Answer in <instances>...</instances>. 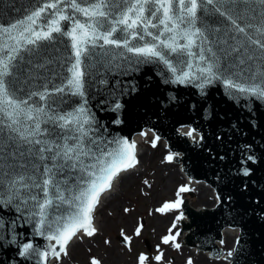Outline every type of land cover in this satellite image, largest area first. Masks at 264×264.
<instances>
[{"label":"water","instance_id":"water-1","mask_svg":"<svg viewBox=\"0 0 264 264\" xmlns=\"http://www.w3.org/2000/svg\"><path fill=\"white\" fill-rule=\"evenodd\" d=\"M44 2L0 0V23L7 26L22 19L32 7ZM78 2L85 6L86 0ZM61 7L65 8L66 14L86 22L85 17L74 13L66 4ZM239 9L242 18L237 22L241 26L249 23L259 26L264 21V4L259 0H249L247 4L239 5ZM48 12L51 15L52 10ZM198 15V26L210 29L219 26L222 29L214 35L223 36L225 26H231L214 10H201ZM61 24L65 30L70 31L72 28V21H63ZM151 31L158 32L157 29ZM248 31L254 39L264 42V36L254 29ZM122 35L118 34L121 38ZM53 36L52 41L40 42L31 54L21 53L25 57L24 61H17V67L12 70L14 76L7 78L17 96L26 98L31 91H43L45 84L51 91L65 82L72 40L62 34L54 33ZM145 40L155 43L151 37H145ZM132 43L139 46L143 41L134 40ZM231 43L235 44V41ZM248 48L256 58L240 65L238 59L228 56L221 69L224 77L246 85L264 84V75H261L264 73V53L255 45L248 44ZM193 51L198 52V49ZM168 59L177 66L178 72L189 70L186 64L179 63L180 60L187 61V56L171 54ZM84 70V96L57 93L48 99V106L64 112L83 105L93 120L90 126H85L90 128L89 136L98 139L102 146L115 140H127L131 144L135 134L147 129L166 140L170 151L182 155L179 158L181 171L183 167L191 179L211 185L219 199L214 209L196 212L185 207L188 221L182 224L180 231L188 228L190 232L181 244L196 246L197 243L200 250L218 257L221 252L215 241L221 239L222 229L233 227L240 233L230 258L231 264H264V98L228 89L222 79L205 84L203 89L197 86L201 80L173 83V73L164 63L154 59L144 60L123 48L110 45L93 49L91 56L85 59ZM191 71L199 75L195 67ZM253 73L256 74L255 79L252 78ZM33 101L37 105L45 104L39 97H33ZM49 127L52 126L42 125V128ZM181 127H189L192 132H196L198 140L189 141L180 133ZM56 131L61 130L57 128ZM9 135L6 129H0V169L9 173V176L0 179V264H42L36 253L46 250L50 243H55L36 232L39 217L32 213L38 209L30 197L38 195L42 200V190L21 187L19 194L10 202L4 201L10 195V179L17 175L27 177L33 174L39 179L43 164L50 165L52 162H42L32 157L35 164L40 166L37 172L33 164L29 163V155H20L23 149L18 148ZM108 146L115 147V144ZM173 160L177 161L175 158ZM21 164L24 166L21 167ZM65 176L78 178L79 173L66 172L64 176L58 173L57 179L63 180ZM25 182L32 183L27 179ZM73 184L74 180L68 179L64 187L70 188ZM68 194L65 193L66 196ZM66 208V205L63 206L61 211ZM57 214L55 207L50 208L49 220ZM24 244H32L33 249L22 256L20 252ZM52 258H47V264Z\"/></svg>","mask_w":264,"mask_h":264},{"label":"snow or ice","instance_id":"snow-or-ice-1","mask_svg":"<svg viewBox=\"0 0 264 264\" xmlns=\"http://www.w3.org/2000/svg\"><path fill=\"white\" fill-rule=\"evenodd\" d=\"M248 2L249 0H120L117 3V0H86L85 6H82L78 0H45L44 3L32 7L22 19L7 26L0 23V129H6L10 133L9 139L23 149L20 155H29V163L33 164L37 172L40 171V166L35 164L32 157L42 162H52L50 165L43 164L39 179L35 174L27 177L17 175L10 179V195L4 201L10 202L19 194L21 187L42 190V200L38 195L30 197L38 209L32 213L39 217L36 232L44 235L46 240L55 242L50 243L46 250L36 253L42 264H47L50 256L59 260L61 254L67 255V245L78 233L82 232L86 236L96 233L93 212L101 195L113 187L114 180L121 172L132 168L136 163L135 143L115 140L108 142L115 144V147H109L108 144L102 146L98 139L89 136L90 128L85 126H90L93 120L83 105L72 111L58 112L48 106V99L57 93L83 97L85 59L91 56L93 49H103L109 45L123 48L144 60L154 59L164 63L173 73V83L184 84L201 80L197 86L203 89L205 84L222 79L228 89L264 98V84L239 83L232 78H225L221 70L228 56H234L240 65L246 60L256 58L249 51L248 44L255 45L264 53V42L254 39L248 31L254 29L260 36H264V21L259 26L251 23L241 26L237 22L242 18L239 5ZM259 2L264 4V0ZM65 4L74 13L85 17L86 22L66 14L65 8L61 7ZM226 5L230 7H225ZM48 10H52L51 15ZM201 10H214L230 22L231 26H225L223 36L214 35L222 31L219 26L210 29L197 25ZM63 21H72L70 31L63 29ZM151 29H157L158 32L154 33ZM54 33L66 35L72 40V53L67 59L68 66L65 70L68 76L65 77V82L51 91L45 84L43 91H31L26 98L17 96L7 78L14 76L12 70L17 67L16 62L24 61L25 57L21 53L31 54L40 42L52 41ZM118 34H123L122 38ZM145 37H151V41L155 43L145 40ZM134 40L143 43L139 46L133 45ZM181 40L184 42L180 43ZM100 41L103 43H98ZM193 49H198V52ZM104 54L107 55V52ZM171 54L187 56V61L180 60L179 63L186 64L189 70L178 72L177 66L168 59ZM193 67L199 75L191 71ZM255 75L253 73V79ZM33 97H39L45 104L37 105ZM116 107L119 108L120 105L117 104ZM45 124L52 127L42 128ZM57 128L61 131L57 132ZM187 134L191 136L192 131ZM155 146L153 141V147ZM167 159L171 161L172 156ZM8 166L11 167V164ZM66 172L79 173V177L65 176L63 180L57 179L58 173L64 176ZM247 174L246 170L245 175ZM7 176L9 173L0 169V179ZM26 179L32 183H26ZM68 179L74 180L70 188L64 187ZM186 191V187H181L177 192V200L165 203L157 211L177 208L181 204L180 193ZM66 192L69 193L67 196ZM65 205L66 210L61 211ZM53 207L59 214L49 220V209ZM171 231L169 229L170 234L162 238V243L167 245L172 242L174 247L179 248L180 245L175 243L179 233L172 235ZM139 234L140 228H137L136 235ZM124 239L130 241L127 236ZM32 249V244H24L20 255H27ZM162 259V252L154 257L156 264H160ZM146 262L151 264L150 258L143 253L139 254L138 264ZM91 264H99V261L92 259ZM188 264H192L191 260Z\"/></svg>","mask_w":264,"mask_h":264},{"label":"rangeland","instance_id":"rangeland-1","mask_svg":"<svg viewBox=\"0 0 264 264\" xmlns=\"http://www.w3.org/2000/svg\"><path fill=\"white\" fill-rule=\"evenodd\" d=\"M155 145L153 147L151 137L141 143L145 153L140 159L143 166L140 165L137 172L130 174L126 183L124 181L118 185L116 194L110 197L112 199L106 208L98 210L96 233L93 236L82 234L75 245L68 248L67 255L55 259L54 264H91L92 259L99 261V264H138L141 253L150 258L151 264H156L154 257L160 252L163 253L160 264H188L189 260L192 264H230L226 256L233 254L238 230L231 229L236 231L229 239L233 244L229 240L228 243L222 240L224 255L216 259L196 246L181 244L184 239L182 232H179L182 224L177 219L183 214L181 204L175 209L157 211L165 203L175 202L181 187H186L188 191L180 193L179 199H186L187 205L192 208L211 207L217 201V196L209 185L196 181L194 186L188 185L184 176L176 171L179 163L167 159L172 153L168 152L165 141L155 140ZM157 217L161 219L156 221ZM137 228H140L139 235H136ZM169 229L172 235L179 233L175 240L179 248L174 247L172 242L167 245L162 243V238L170 234ZM182 231L187 234L190 229ZM125 236L130 241H126ZM176 251H183L186 257Z\"/></svg>","mask_w":264,"mask_h":264},{"label":"bare ground","instance_id":"bare-ground-1","mask_svg":"<svg viewBox=\"0 0 264 264\" xmlns=\"http://www.w3.org/2000/svg\"><path fill=\"white\" fill-rule=\"evenodd\" d=\"M184 133L189 139H192V136H193V133H192V135L191 136H189L187 133L189 132V129L187 128V127H182V129H181V133ZM148 137H151V139H153V141L155 140L154 138H153V133H151L150 131H145L144 133H141V134H135V137L133 138V142L135 143V145H136V148H135V153H136V157H137V159H136V163H135V165L132 167V168H130V169H128L127 171H124V172H121L120 173V175L114 180V182H113V187L109 190V191H106L105 193H103L102 195H101V197H100V200H99V202H98V204H97V206H96V209H95V211H94V214H93V226L95 227V229L97 228V226H96V213L98 212V210L100 211L101 209H104V208H106L108 205H109V203H110V201H111V199L112 198H110V197H112L113 195H115L116 194V190H117V187H118V185L120 184V183H122V182H124L125 181V183L127 182V180H128V176H130V174H133L137 169H138V167L141 165V166H143L142 164H141V157L142 156H144V152H143V150H142V148H141V143L142 142H146L147 141V138ZM161 141V140H160ZM181 164H179L178 165V168L176 169V171L177 172H179L180 174H182L183 176H184V179H185V181H186V183H188V185H192V186H194L193 184L195 183L193 180H191V179H189V178H187L186 176H185V174H183V172L181 171ZM137 172V171H136ZM100 205H101V207H100ZM199 209H203V208H199ZM158 219H161L160 217H157L156 218V221L158 220ZM185 219H187L186 218V215H182L181 217H180V221L182 222V223H185L187 220H185ZM234 231L235 230H231V229H229V228H225V229H223V231H222V236H221V239H220V241H218L217 242V246H218V248L221 250V248H223V242H222V240H224L226 243H228V240L232 237V236H234ZM181 232V231H180ZM236 232V231H235ZM186 234V231H182V234H181V237L183 238H185L186 236H185V234ZM189 233V232H188ZM187 233V234H188ZM82 232L81 233H78L77 234V236H75V237H73V239L70 241V244L68 245V247H67V250H68V248L70 247H72V246H74L75 245V243H76V241L82 236ZM186 234V235H187ZM232 240V239H231ZM231 240H229V241H231ZM232 242V244H233V241H231ZM180 253L181 255H183V257H186V255H185V253L183 252V251H176V253ZM227 252V251H226Z\"/></svg>","mask_w":264,"mask_h":264}]
</instances>
